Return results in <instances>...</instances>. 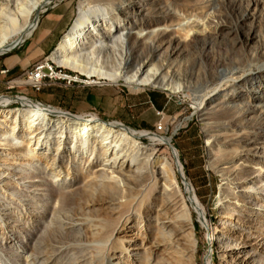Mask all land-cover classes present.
I'll return each instance as SVG.
<instances>
[{
  "label": "rangeland",
  "instance_id": "374dc122",
  "mask_svg": "<svg viewBox=\"0 0 264 264\" xmlns=\"http://www.w3.org/2000/svg\"><path fill=\"white\" fill-rule=\"evenodd\" d=\"M19 1L0 0V11L10 12ZM52 3L46 9L59 3L73 8L74 22L83 7L90 13L100 7L107 10L113 23L122 24L118 31L127 34L131 67L144 68L152 61L169 85L181 84L179 92L151 86L134 89L123 80L115 84L95 76L98 84L90 87L105 86L118 93L127 122L89 111L103 122L118 121L171 138L181 172L164 142L150 156L147 138L136 150H112L94 136L83 142L68 129L42 132L29 121L21 122L15 129L21 144L0 140V264H108V253L121 256L123 264H143L149 255L150 264H191L181 257L189 250L187 228L177 216L184 207L194 224L195 264L208 259L213 264H264V0ZM98 30L101 38L89 36L83 49L111 70L117 36L107 26ZM24 81L25 77L0 75V96L40 102L31 86L28 95L22 92L29 87ZM18 107L21 104L13 102L0 106V111ZM152 157L156 180L150 174ZM160 161H168L172 178L157 176ZM185 180L205 210L207 224L192 208ZM127 199L123 211L119 204ZM84 217L115 223L130 218L119 237L131 253H119L114 243L110 249L92 245L105 240V233L93 234L87 224L75 228ZM166 217L174 222L167 229L176 246L160 236L150 241V232L159 228L157 221L165 223ZM80 235L88 247L67 248Z\"/></svg>",
  "mask_w": 264,
  "mask_h": 264
},
{
  "label": "bare ground",
  "instance_id": "6f19581e",
  "mask_svg": "<svg viewBox=\"0 0 264 264\" xmlns=\"http://www.w3.org/2000/svg\"><path fill=\"white\" fill-rule=\"evenodd\" d=\"M52 2L53 0H20L10 12L2 9L0 11V54L6 51L9 47H12L17 43L20 44L25 37L30 36L36 27V20L34 19L36 16L35 13L44 11L48 6L53 4ZM102 26H107L109 33L112 36H117V43L113 44V47L118 53L115 54L116 62L114 68L111 70L102 64L100 57L89 56L87 51L83 49V43L88 41L89 36L96 39L101 38L98 28ZM118 28L121 29L122 24L120 23L119 26H117L113 23L109 18L107 10L100 7L98 10L90 13L87 8H81L72 29L69 33L64 35L62 41L54 52L49 57H46L31 66L25 72L26 83L29 85L28 81H31V85L29 86H31L32 89H40V81L34 79L35 74L40 73V67L46 66V71H50L52 75L65 77L66 80H73L75 85H97L98 82L93 78L96 76L98 79L107 80L115 84L118 83L119 80H123L127 86L134 89H139V87L142 86H151L163 89L169 88L173 92H179L182 90L181 84L175 83V86H171L167 83L164 76H159L161 73L158 72V68L152 61L149 64H146L144 68L143 66L138 68L131 67V52L127 48V34L124 31L119 32ZM84 54H86V56H81ZM56 63H59L64 67L75 69L81 74L74 71L72 72ZM262 68H264V66ZM224 72L226 71L222 70L220 76H224ZM82 74H85L86 76H83ZM46 82L60 83L65 86V80L62 78H53L51 80L43 81L42 88ZM213 94L211 96H213ZM209 99L212 98L210 97ZM200 101L205 103L204 98H201ZM13 102H19L21 107L8 111H0V140L4 142L13 141L15 144H21V140L16 135L15 129L23 121H29L32 127L38 128L42 132L50 129L53 130L56 127L68 129L76 136H79L83 142L88 141L90 136H94L95 138L102 140L103 144H108L109 149L112 148V150L122 146L136 150L147 138L151 143H149V146L151 147L150 156H155L157 154V147L164 142L172 148L174 158L178 162V171L181 172V163L178 161V153L175 148H173L171 138L163 139L154 133L144 130H133L118 121L112 123L103 122L95 115L86 117L84 115L75 116L54 107L39 105L26 96H0V106L9 105ZM54 114L61 116L52 119L51 116ZM62 115H65L68 118L63 119ZM2 154L4 153L2 152ZM153 159V157L150 159V174L153 176V179L156 180L157 177L154 169L156 161ZM160 166V169L157 171V176L162 179H167L168 177L172 178L171 166L168 161H160ZM184 183L186 190L190 194L189 198L192 208L199 215V219L202 220L201 222L207 224V221L205 220V210L193 192L192 185L186 180ZM128 202L129 199L121 201L119 207L124 211ZM158 216L159 215H157V217ZM177 216H179V219L184 222L183 227L187 228V236L189 238V250L188 252H181V257L185 256L187 261L190 260L189 262L191 264H195L197 243L195 231L193 230L194 224L191 218V212L187 207H184L182 212L178 213ZM84 218L81 222L76 221V223H74L75 228L80 230L82 229V224H87L88 227L92 229L93 234L97 235L98 232L105 233V240L93 241L92 245L110 249L114 243L117 245L119 253L124 254L125 256H128L131 253L126 246L125 241L119 237L131 224L130 218L119 223L104 218H99L96 222L93 217ZM166 219L168 220H166L165 223L157 221L159 228L150 232V241L152 242L157 236H160L169 245L176 246L170 231L168 232L167 229L169 225L174 224V222L168 217H166ZM84 240L85 236L80 235L75 238L74 242L70 243L67 248L85 249L88 247V244ZM106 261L108 264H123L121 256H116L114 253H108ZM150 261L151 255L147 256V259L144 260L143 264H150ZM212 261L213 260L208 259L206 260V264H213Z\"/></svg>",
  "mask_w": 264,
  "mask_h": 264
},
{
  "label": "crops",
  "instance_id": "0c3cea01",
  "mask_svg": "<svg viewBox=\"0 0 264 264\" xmlns=\"http://www.w3.org/2000/svg\"><path fill=\"white\" fill-rule=\"evenodd\" d=\"M74 19L75 11L68 4L59 3L46 9L39 16L30 36L0 59V70L8 69V75L12 79L20 80L25 77V72L31 66L54 52L64 35L69 32ZM24 84L29 86L26 81ZM29 88L30 86L22 92L28 95ZM34 95L38 96L40 102L76 114L98 111L104 118L113 116L122 122H127L120 110L119 94L111 93L105 86L90 87L76 84L65 87L60 83L46 82L41 92Z\"/></svg>",
  "mask_w": 264,
  "mask_h": 264
},
{
  "label": "built area",
  "instance_id": "2783aa9c",
  "mask_svg": "<svg viewBox=\"0 0 264 264\" xmlns=\"http://www.w3.org/2000/svg\"><path fill=\"white\" fill-rule=\"evenodd\" d=\"M9 73V70L4 68L0 70V75H7ZM53 78H62L63 80H65V87H71L75 85V82L73 80H66L65 77H59L57 75H52L50 73V71H46V66L40 67V73L35 74V78L34 79H38V81H40V89H32V91L34 93H39L42 90V83L45 80H51ZM29 85H31V81H28ZM39 105H42V103L37 102ZM95 114L94 112H88V114H82L85 117L87 115H92ZM159 129L162 128L161 124L158 126Z\"/></svg>",
  "mask_w": 264,
  "mask_h": 264
},
{
  "label": "water",
  "instance_id": "95a60500",
  "mask_svg": "<svg viewBox=\"0 0 264 264\" xmlns=\"http://www.w3.org/2000/svg\"><path fill=\"white\" fill-rule=\"evenodd\" d=\"M38 18H39V15H38V13H37V15H36V18H35V20H36V22H37V20H38ZM71 29V28H70ZM70 31V30H69ZM25 40V39H24ZM23 40V41H24ZM22 43V42H21ZM20 43V44H21ZM19 45V43H17V44H15V45H13L12 47H9L6 51H4L3 53H1V54H5V53H7V52H10L11 50H13L14 48H16L17 46ZM64 112V111H63ZM68 113V112H67ZM184 179V178H183Z\"/></svg>",
  "mask_w": 264,
  "mask_h": 264
}]
</instances>
